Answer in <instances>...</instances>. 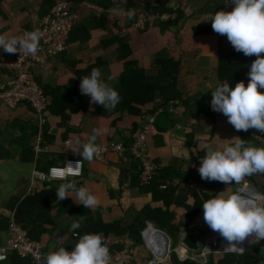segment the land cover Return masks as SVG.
<instances>
[{"label": "crops", "instance_id": "1", "mask_svg": "<svg viewBox=\"0 0 264 264\" xmlns=\"http://www.w3.org/2000/svg\"><path fill=\"white\" fill-rule=\"evenodd\" d=\"M47 1L0 0V35L6 37L22 36L25 32L37 30L41 20L51 12L52 8L48 11ZM170 1L173 4L179 3L183 6L185 17L181 20L179 26L172 27L165 33L161 32L159 26L153 23L150 24L151 20H154L152 17H148L147 24L149 22V27L146 24L144 29L135 28L134 25L128 28L130 17L136 11H129L127 6L122 3L109 10L103 8L102 4L99 3L102 2L101 0L98 3L96 1L74 3L73 10L78 21L75 28L77 26V29L80 30L84 27V30L82 32H74V34L71 33L68 36V49L59 56L47 57L43 63L33 64L32 76L34 80L43 89L62 87L67 92L70 81L76 78V71L96 63L98 58H103L105 63L100 69L102 78L111 86L116 87L119 84L120 74L124 70V62L118 59L117 44L102 47H99V45L104 39L114 35H125L129 38V43L132 47V54L128 59H136L141 66L149 71L153 69L152 63L158 53L167 51L173 56L182 57L180 86L185 90L186 95H203L215 89L221 83L217 75L221 48L220 35L196 36L193 28L211 25V19L215 14L213 9L223 0ZM225 1L229 8L228 11H231L234 5L231 0ZM104 12L108 13L106 27H94V23H91V20L96 18L97 14H103ZM85 27H89V29L85 30ZM72 35L81 37L83 38L82 40L86 39V42L81 43L78 38L69 42ZM225 46L228 50L233 49L228 39H226ZM0 55L5 57L13 56V54L5 53L3 48H0ZM109 76L113 77V79L108 80ZM143 107L151 108L152 104L140 106V110ZM1 108L0 220L9 215V204L14 198L22 200L36 192V190L44 189L45 182L53 183L57 188L61 183L65 182L64 180H37L35 173L40 170H38L36 161L41 156L36 151L38 136L36 140L31 142L25 139L19 131L23 124L38 126V133L40 134L42 131L43 136L45 126L48 124L50 139L47 141L44 138L45 143L43 146H47L49 149L42 154L49 157L48 162H52V166H63L70 158L82 160V157L74 153L72 149L77 139L86 141L93 133V129H107L97 140V143L103 147L113 141L124 142L128 146L133 140L135 133L141 128L140 114L138 116H129L107 110V115L102 116L98 114L97 110L104 107L99 104H90L88 111L72 114L71 121L68 124L66 123V125L63 124L61 117L48 113V123L43 129L40 128L39 118L30 108L21 106L17 111H11L4 106H1ZM181 113L180 116L169 115L175 121L173 129H168L169 131L164 134L157 131L152 132L153 134L151 133L149 147L153 157L156 158L161 166V170L172 168L182 173L175 178V184L180 183L185 189L196 188L199 190L200 185L192 178V172L196 171L201 163V159L199 161L196 160L198 152H201L206 144H211L214 148H223L233 144L235 137L240 138V135L228 122L227 117L220 112H218L216 122L211 121L205 115H202L200 119H196L186 107ZM15 122L17 125L14 126L13 123ZM8 127H11V132L6 130ZM192 132L196 133V139L200 138L201 140L197 149L188 146L187 138ZM159 137H162V140ZM250 138L253 139L252 137ZM253 140L258 144V141ZM68 141H71L70 146L66 145ZM158 143L163 144L158 146ZM23 144H30V146L35 147L36 157L33 162L22 160ZM7 152L12 154L7 156ZM128 157V154L122 155L110 151L103 158L94 157L91 162L82 160L85 162L84 175L80 178L68 179L75 180L77 187H87L99 197L100 204L90 209L93 212L101 211L104 223L110 224L120 221L124 226H130L134 222L137 212L145 205L153 202L152 194H143L138 188L131 187L132 178L137 174L140 167L135 160ZM172 174L175 175L174 171H172ZM246 179L247 181L249 180L248 177ZM249 193L256 192L250 189ZM72 195L75 198V193H72ZM66 200L69 201L67 206L69 208L82 206L75 203L71 197L66 198ZM189 203L192 204L193 199H190ZM175 210L180 216L185 213L184 208L176 207ZM13 213L15 212L9 215L10 218ZM53 215L57 221L56 230L53 233L44 234L42 237L45 254L56 250L61 246V243L66 249H73L76 243L74 234L70 231V225L73 221H78V217L70 211L59 214L55 210ZM151 223L146 224L148 225L147 228L141 232L142 242L140 244L135 245L134 241L128 236L117 237L111 233L107 240L108 246L121 243L124 245L123 250H130V261L136 260L139 264H149L155 254L146 240H144L143 232L147 231ZM208 231L212 230L204 222L203 212L177 236L165 231L170 240L168 248L170 251L165 256L167 257V263L164 264L172 263V254L174 253H177L181 261L188 260H182L181 258L187 253L183 247L184 244L181 243L183 242V237L187 233L194 234L201 250L202 244L203 246L205 245V238L217 234V232L212 231L213 233L208 235ZM8 232L9 229L0 233L2 237L0 246L8 243ZM246 244H248L247 241L245 242V247ZM253 246H256V244ZM179 249H183L185 253L181 255ZM200 250H198L199 253ZM197 253L188 252V255L196 257ZM146 260L147 262L145 263L144 261ZM7 261L0 262V264H7Z\"/></svg>", "mask_w": 264, "mask_h": 264}, {"label": "trees", "instance_id": "2", "mask_svg": "<svg viewBox=\"0 0 264 264\" xmlns=\"http://www.w3.org/2000/svg\"><path fill=\"white\" fill-rule=\"evenodd\" d=\"M83 1L99 2V0H71L73 9L74 3ZM103 8L113 9L117 4H125L129 11L135 12L130 17V23L128 28L137 22L140 13H145L148 17H152L150 24L159 26L162 33H165L172 27L179 26L181 20L185 17V12L182 9L181 4H173L170 0H101ZM55 0H48V11L54 6ZM228 5L225 0L221 1L214 7L213 11H228ZM138 10V11H137ZM178 15L176 20L162 22L158 16L163 14ZM108 13L97 14V17L92 19L91 23H94V27L105 28L107 23ZM78 23V21L76 22ZM96 23V25H95ZM80 24V23H79ZM149 22L147 27H149ZM80 28V26H79ZM89 27H85V30ZM74 28V32H82L84 27L80 30ZM193 32L196 36L217 34L212 29V23L209 26L194 27ZM220 35V34H219ZM80 39L81 43H85L81 37L72 35L69 40ZM221 48L219 53V64L217 75L220 80V85L223 83L230 84L231 87H235L237 82L244 81L245 85L249 81L248 73L250 71L251 63L257 58L256 56H245L242 52H237L234 48L228 50L225 46L226 35H220ZM117 44L118 59L124 62V70L120 74L119 84L114 87L120 94V103L114 108L110 109L111 112H119L122 115L138 116L140 114V106L153 104L157 96H161L164 100L163 106L166 108L167 114L168 107L171 103L175 105H183L191 111L192 116L196 119H200L202 115H205L216 122L218 112L213 111L211 108V91L203 95H191L185 93V90L180 86L181 83V66L182 57H176L163 51L158 53L154 57L152 63V70H148L140 65L136 59H128L132 54V47L129 43V38L125 35H114L110 38L104 39L99 45L110 46ZM103 58H98L97 62L89 65L87 68L76 71V78L70 81L67 87V92L62 87L47 88L44 89L46 95L51 99L48 113L53 116L62 118L63 124H68L72 119V114L79 113L81 111H88L90 107V97L82 95L79 89L81 78L89 75L93 68L101 69L103 67ZM31 109V108H30ZM32 110V109H31ZM33 111V110H32ZM2 108L0 105V116ZM99 115L106 116L107 110L104 108L97 110ZM20 123V122H19ZM13 125H17L16 122ZM35 127L33 124H23L19 130L21 135L25 137L29 142L36 140L38 136L39 127ZM11 127L6 130L11 132ZM50 128L48 124L45 126L44 138L49 141ZM160 132L162 134L167 133L169 130L164 129L157 123L154 126L153 132ZM138 132V131H137ZM136 132V133H137ZM135 133V134H136ZM240 138L246 141L250 138L249 131H238ZM153 134V133H152ZM2 131L0 130V136ZM196 133H190L188 140V146L190 148L199 147L200 138L196 139ZM162 140V137H159ZM257 141V140H256ZM264 147L260 142H257ZM163 143H158V146ZM205 148L197 154L196 160L199 161L205 155ZM12 153L7 152V156ZM36 157V151L34 146L24 145L22 152V160L25 162H33ZM49 157L41 154L38 163V170L49 172L52 167V162H48ZM158 162V161H157ZM140 167V166H139ZM174 171L175 175L172 174ZM141 169L137 174L133 176L131 187L138 188L141 193H149L153 195V202L145 205L134 219V222L130 226H124L120 221L114 223H104L103 213L101 211L93 212L90 208L72 207L69 208V201L64 199L59 201L56 199L57 186L53 183L45 182V188L33 192L24 199L14 198L9 204V215L15 212L17 221L23 225L28 231L31 239L39 241L43 244L42 237L44 234L53 233L57 227V221L53 217L55 210L59 214L65 211H70L78 217V221L83 217L82 225L76 230L77 233L83 235L85 233H103L106 240L112 233L117 237L128 236L134 241V244H140L142 242L141 232L147 228L149 222H152L156 227L170 232L174 236H177L181 231L186 229L197 217L203 212L202 204L205 200L219 195L225 183L218 181H208L201 179L198 169L192 172V178L200 185V189L196 188L185 189L180 183L175 184V178L179 177L182 173L172 168L162 169L160 174L151 181L149 184L143 185L140 180ZM80 178V177H79ZM249 178L254 186L257 184L256 180L262 178V183L258 185V191L264 194V175H253ZM182 182V180H181ZM166 185L167 188H162ZM1 194V192H0ZM193 199V203L190 204L189 200ZM184 208L185 213L180 216L175 208ZM6 215L0 220V233L8 231L11 218ZM77 242L78 236L74 235ZM2 237L0 234V242ZM44 245V244H43ZM254 244H246L243 253H225V254H211L208 258L207 264H264V240L260 242L259 249H253ZM177 246V245H176ZM111 252H117L124 249V245L116 243L108 246ZM203 248V244L201 249ZM145 263L147 262L144 261ZM33 259L23 257L20 253H13L7 261V264H33ZM128 264H139L136 260H131ZM147 264V263H146ZM170 264H199L197 261L188 259L181 261L177 253L172 254V263Z\"/></svg>", "mask_w": 264, "mask_h": 264}, {"label": "clouds", "instance_id": "3", "mask_svg": "<svg viewBox=\"0 0 264 264\" xmlns=\"http://www.w3.org/2000/svg\"><path fill=\"white\" fill-rule=\"evenodd\" d=\"M231 3L234 5L231 11L215 12L211 19L212 29L217 34L226 35L237 52L257 58L250 65L247 86L244 81L237 82L234 88L228 83L218 85L211 91V108L226 116L236 131L255 129L264 133V91H261L264 90V0H231ZM40 40L39 30L22 36L0 35V48L7 54L35 56L41 50ZM107 79L112 80L113 77ZM79 89L82 95L90 97V104H99L105 110L114 109L121 100L119 92L102 78L98 68H93L89 75L81 78ZM106 131L96 128L86 141L77 139L73 152L82 160L93 161L103 151L97 140ZM205 150L198 168L201 179L225 184L234 182L243 187L230 195H216L205 200L202 204L204 222L226 241L225 250L243 252L244 242L259 244L264 240V194L249 193L246 179L264 175V147L248 146L245 140L235 137L233 144L223 148L206 144ZM79 163L75 166L68 164L65 172L57 174L65 182L56 189V199L63 201L71 197L84 208H95L100 204L99 197L87 187H77L75 180H68L69 175L79 174ZM72 193H75V198ZM82 222L83 217L70 225V231L78 236L72 251L66 250L61 243L56 250L37 257L38 264L40 261L43 264H112L103 233L80 235L75 231ZM243 243L244 248L239 247ZM184 248L187 249L186 246ZM188 251L192 254L198 252ZM209 251L205 247L201 257Z\"/></svg>", "mask_w": 264, "mask_h": 264}, {"label": "built area", "instance_id": "4", "mask_svg": "<svg viewBox=\"0 0 264 264\" xmlns=\"http://www.w3.org/2000/svg\"><path fill=\"white\" fill-rule=\"evenodd\" d=\"M162 22L172 21L177 18V14H163L158 16ZM77 16L71 8L70 0H55V5L51 12L42 20L39 28L41 33L40 51L35 56L13 54L11 57L0 55V105L11 111H17L21 106L31 108L35 115L39 118L40 128L43 129L48 123V110L51 99L46 95L44 89L36 82L32 76V65L41 64L47 57H56L68 49V36L74 28ZM148 21V16L145 13H140L138 21L134 24L135 28L144 29ZM30 32H25L26 35ZM7 77H6V76ZM164 100L161 96H157L151 108L143 107L140 112L141 128L134 135L130 145L126 146L124 142H109L103 146V151L99 154L103 158L108 152L114 151L119 154H128V158L135 160L141 169L140 180L143 185L149 184L160 174L161 166L153 157L149 147V137L154 130L160 115L167 113L163 106ZM185 110L183 105H175L171 103L168 107V112L174 115H181V111ZM249 135L264 146V133L258 132L255 129H249ZM36 151L38 155L45 153L49 148L43 146L45 143L43 132L38 135L36 140ZM71 141L66 142L70 146ZM79 163V174L69 178H79L84 175L85 162L70 158L63 166H52L49 172L36 171L35 176L40 181H63L58 178L59 173H63L68 169L69 165L75 166ZM162 188H167L163 185ZM148 232V230H147ZM9 240L5 245L0 246V262L8 260L12 253L18 252L23 257L30 256L33 259V264H38L37 257L45 256L44 245L30 238L28 231L21 225L15 213L11 216L9 225ZM183 237V236H182ZM205 245L198 252L196 257L186 255L181 257L191 259L201 264H206L209 254L236 253L243 252L225 250L226 241L217 233L213 236H208L204 240ZM183 244V242H181ZM150 249L154 252L155 257L149 264H164L167 263V252L164 256L157 254V239L148 240ZM183 247H185L183 245ZM205 247L209 248L206 256L201 257V253ZM244 248V246H243ZM72 251L73 249H66ZM110 250V249H109ZM112 264H128L130 262V250L125 249L117 252H111ZM169 256V255H168ZM40 264H43L40 261Z\"/></svg>", "mask_w": 264, "mask_h": 264}, {"label": "water", "instance_id": "5", "mask_svg": "<svg viewBox=\"0 0 264 264\" xmlns=\"http://www.w3.org/2000/svg\"><path fill=\"white\" fill-rule=\"evenodd\" d=\"M158 125L164 129H173L175 126V121L170 118L169 114L164 113L159 116ZM152 228L155 229V231L157 232V235L155 234V239H157V242L160 245H165L166 249L168 250L170 246V240L167 236V233L164 230L157 228L153 223L150 224L147 230L149 231ZM143 237H144V240H146L148 244L147 231L143 232ZM183 244L187 247L188 250H191V251L199 250L198 240L192 233H187L183 237Z\"/></svg>", "mask_w": 264, "mask_h": 264}, {"label": "rangeland", "instance_id": "6", "mask_svg": "<svg viewBox=\"0 0 264 264\" xmlns=\"http://www.w3.org/2000/svg\"><path fill=\"white\" fill-rule=\"evenodd\" d=\"M247 142H248V144H249V146H255V147H262L261 145H259V144H256V142L253 140V139H251V138H248V140H247ZM262 178L261 179H257L256 180V185L254 186L251 182H249V180L247 181V184H248V189L250 190V188H253L254 189V191L256 192V193H258V194H261L259 191H258V185H260L261 183H262ZM243 187V185H236V184H234V183H232V184H226L225 185V187H224V189H222V191L221 192H223V193H220L219 195H225V196H227V195H230L232 192H234L235 190H237L238 188H242ZM210 229V228H209ZM208 233V235H211L213 232L212 231H208L207 232ZM150 234V232H147V236ZM248 245H249V243H248ZM259 247H260V243L259 244H256V246H253L252 248L253 249H259ZM163 248H164V245H163ZM168 251V250H167ZM166 251V252H167ZM179 252H180V254L181 255H183L184 253H185V251L183 250V249H179Z\"/></svg>", "mask_w": 264, "mask_h": 264}, {"label": "bare ground", "instance_id": "7", "mask_svg": "<svg viewBox=\"0 0 264 264\" xmlns=\"http://www.w3.org/2000/svg\"><path fill=\"white\" fill-rule=\"evenodd\" d=\"M148 232H150V234L147 236L148 240H153L155 238V234L157 235V232L155 231V229H150ZM245 243V242H244ZM244 243L242 245H239V247H243L244 246ZM157 254L159 256H164L168 251L164 245V248H163V245H157ZM167 251V252H166Z\"/></svg>", "mask_w": 264, "mask_h": 264}]
</instances>
